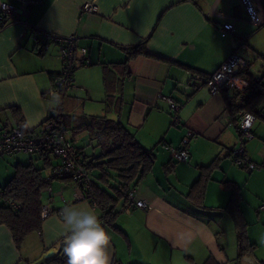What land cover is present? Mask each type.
<instances>
[{"label":"crops","instance_id":"crops-1","mask_svg":"<svg viewBox=\"0 0 264 264\" xmlns=\"http://www.w3.org/2000/svg\"><path fill=\"white\" fill-rule=\"evenodd\" d=\"M0 2L24 10L19 21L0 29V123L18 126L12 117L18 113L19 126L39 132L57 108V94L49 90L62 59L56 40L40 43L35 34H75L80 46L88 49L91 64L74 70V87L66 91L63 107L76 102L84 113L95 110L85 116L102 115L106 110L103 74L108 71L118 97L117 111H110L155 156L151 171L133 187L151 208L125 213L119 211L123 203L119 202L112 222L71 180L47 181L51 194L46 186L42 202L51 214L42 219L39 232L28 234L17 247L9 228L0 222V264H50L63 256L62 209L83 205L96 212L111 238V264H264V208H260L264 170L249 171L229 156L240 144L238 132L226 121L229 112L223 91L230 97L231 89L210 94L192 77L214 72L240 47L239 38L255 31L240 0H39L28 7L19 0ZM83 2L94 3L96 11L80 14ZM224 22L233 24L234 34H222ZM245 61L243 75L251 87L255 78L248 74L252 66ZM123 62L125 68L120 66ZM163 96L179 104V124H173ZM258 119L261 123H256ZM262 120L264 116H256L254 136L244 142L245 155L254 162L264 160ZM188 129L195 133L189 158L173 161L166 146H178ZM81 135H75L80 145L85 137ZM33 155L45 180L57 159L52 154L44 157L42 151ZM15 160L26 164V158ZM213 161L217 165L205 172ZM10 177L1 179L0 187ZM92 180L98 182L94 175ZM240 224L255 249L238 258Z\"/></svg>","mask_w":264,"mask_h":264},{"label":"built area","instance_id":"built-area-1","mask_svg":"<svg viewBox=\"0 0 264 264\" xmlns=\"http://www.w3.org/2000/svg\"><path fill=\"white\" fill-rule=\"evenodd\" d=\"M26 7L35 5L39 0H19ZM245 8L248 21L254 26L264 27V0H240ZM97 6L92 2H83L80 6V14L85 12H95ZM24 10L8 3L0 2V29L6 24L20 20ZM215 15V13H213ZM221 32L234 34V26L231 22H224L221 25ZM37 33V32H36ZM40 43L47 40H56L59 43V54L62 59V68L54 78L55 85L49 90L50 94L57 89L69 90L74 87V70L78 66H89L91 60L87 56L88 49L80 46L79 37L75 34L58 35L48 31H42L35 36ZM240 43L247 42V36L239 38ZM246 61L239 56L236 51H231L225 60L208 75L193 74V78L202 82L210 94H217L222 89H234L242 91L249 86L248 79L243 75ZM168 102L173 124H179V104L170 96H163ZM251 117V119H249ZM256 119L253 112L239 110L234 114L228 113L226 121L238 132L240 144L229 151V156L233 162L245 167L249 171L264 170V160L254 162L247 158L244 151V142L252 138V126ZM195 136L193 130L188 129L181 138L178 146L165 145L169 150L173 161H187L189 158L190 140ZM46 150L56 159L52 165L50 175L46 181L52 179H67L77 184L83 195L95 206L96 202L91 193L93 170L83 163L84 152L78 149L73 141L67 136L64 126L58 125L55 120L46 119L37 134L23 130L18 126H12L7 122L0 123V156L13 153L34 154L38 151ZM46 190L51 194V187L47 185ZM3 189L0 187V198ZM11 207H18L14 201H10ZM135 208L150 209L151 205L137 196V190L131 188L125 196L120 212L129 213ZM260 208H264L261 205ZM51 214L50 208L42 204L40 218L45 219Z\"/></svg>","mask_w":264,"mask_h":264},{"label":"trees","instance_id":"trees-1","mask_svg":"<svg viewBox=\"0 0 264 264\" xmlns=\"http://www.w3.org/2000/svg\"><path fill=\"white\" fill-rule=\"evenodd\" d=\"M126 50L127 53L130 51L131 53L136 52L135 49ZM139 50L142 49L140 48ZM125 65V62L120 63V66L123 68H125ZM110 77V73L104 71L103 84L106 91V108L109 111H117L118 97L114 93L116 83ZM251 84L253 85L250 87L249 82L248 88L250 90L243 97L237 96L235 92L231 93L230 97H227L228 92L223 89L227 102V111L230 114H234L239 110H245L253 112L256 116H261L260 112L255 109V104L264 96V78L255 79ZM118 86H120L119 82ZM56 94L57 108L47 118L55 120L58 125L64 126L66 134L70 130L73 137L79 133H88L94 147L99 149L97 155H84L83 163L92 170L98 171L96 177L98 182L92 181L90 191L103 218L107 222H112L117 213L115 210L116 205L119 202H123L126 193L151 171L155 156L152 151L145 149L138 142L134 134L122 122L112 119L106 114L88 117L84 115L72 119L63 107L66 90L57 89ZM12 117H14L19 128L26 130L24 127L19 126L21 119L18 113L12 114ZM77 147L83 151L81 147ZM49 154L48 151L42 150L44 157L47 158ZM216 165L217 162L213 161L205 167V172L211 171ZM110 170L116 171V176L119 180L118 186H108V178L110 176L108 171ZM203 174L205 173H201L200 177ZM48 184L43 178L42 168H37L31 161L26 164H15L12 176L1 186L3 195L0 203V222L9 228L17 247L22 245L28 234L39 232L41 228L42 219L40 218V210L43 204L42 195L43 190ZM195 186L196 183L192 186L193 190L191 194ZM10 201L17 203L18 207H11L9 205ZM233 218L236 221L235 214ZM243 227L244 224L237 226L238 258L247 252H253L255 249V244L247 241ZM50 264H66V257L63 255L56 258Z\"/></svg>","mask_w":264,"mask_h":264},{"label":"clouds","instance_id":"clouds-1","mask_svg":"<svg viewBox=\"0 0 264 264\" xmlns=\"http://www.w3.org/2000/svg\"><path fill=\"white\" fill-rule=\"evenodd\" d=\"M61 215L66 264H111V238L91 207L66 206Z\"/></svg>","mask_w":264,"mask_h":264},{"label":"rangeland","instance_id":"rangeland-1","mask_svg":"<svg viewBox=\"0 0 264 264\" xmlns=\"http://www.w3.org/2000/svg\"><path fill=\"white\" fill-rule=\"evenodd\" d=\"M236 53L248 61L249 67L252 66V68H249L248 74L253 76L255 79L261 78V76L264 75V27H260V28L256 27L255 31L252 34H250V36L247 35V42L243 44L240 43V47L236 50ZM249 90L250 89L247 87L246 89L239 92L234 89H231L229 92L230 93L235 92L237 96L243 97L244 95L248 94ZM255 105H256L255 109L259 111L262 116H264V96H262L259 99V101L256 102ZM97 106L98 105L96 103H93V107L97 108ZM90 111H94V112H87V111H85V113L82 112V104L81 106H79L77 105L76 102L72 103L71 106L65 109V112L68 113L69 116L72 117V119L79 118L84 115H89L90 113H95V110H90ZM103 114H106L108 117L115 119L113 112L109 111L107 108L106 110L104 108L102 115ZM259 122L260 120L258 119L256 123ZM262 123H264V120H262ZM232 128L235 129L233 126ZM82 134L85 135V137L81 135L84 138L82 139L80 145L79 141L77 140L78 138H75V136L73 137L70 130L67 131V136L73 139V142L77 143V145H80L86 155L90 156L93 152L94 154L97 155L99 153V149L93 146V141L90 140L89 134L86 132ZM16 158H26L24 163H28L31 159L36 167L39 166L36 164L37 162H39V159L34 157L33 154L18 152V153L6 155L4 157H0V181H2L1 179H4L5 182L11 176L10 173L14 167L13 164L16 163L15 160ZM5 161L7 162L5 163ZM41 166L42 165L40 164L39 167ZM108 173L110 175L108 178V186L109 187L118 186L119 180L116 176V171L110 170L108 171ZM93 175L94 178H96L98 175V171H95ZM3 183L0 182V185H2Z\"/></svg>","mask_w":264,"mask_h":264},{"label":"water","instance_id":"water-1","mask_svg":"<svg viewBox=\"0 0 264 264\" xmlns=\"http://www.w3.org/2000/svg\"><path fill=\"white\" fill-rule=\"evenodd\" d=\"M51 254H52V252H49V253H48V255H51Z\"/></svg>","mask_w":264,"mask_h":264}]
</instances>
